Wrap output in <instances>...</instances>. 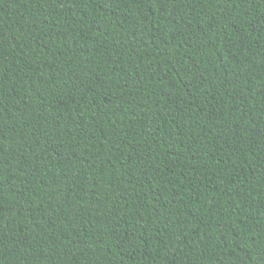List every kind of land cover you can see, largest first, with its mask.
Masks as SVG:
<instances>
[{"label":"trees","instance_id":"1","mask_svg":"<svg viewBox=\"0 0 264 264\" xmlns=\"http://www.w3.org/2000/svg\"><path fill=\"white\" fill-rule=\"evenodd\" d=\"M0 264H264V0H0Z\"/></svg>","mask_w":264,"mask_h":264}]
</instances>
